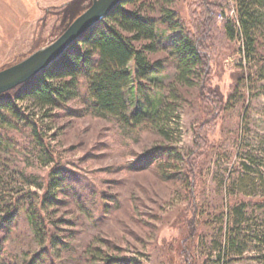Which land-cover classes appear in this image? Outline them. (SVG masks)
Segmentation results:
<instances>
[{
  "label": "rangeland",
  "instance_id": "374dc122",
  "mask_svg": "<svg viewBox=\"0 0 264 264\" xmlns=\"http://www.w3.org/2000/svg\"><path fill=\"white\" fill-rule=\"evenodd\" d=\"M67 1L0 0V70L53 41L81 13L79 2L60 11ZM136 7L157 22L173 10L179 30L157 23V34L162 42L179 31L192 38L203 78L176 83L172 49L156 43L155 82L178 99L167 137L145 122L93 113L82 78L76 97L52 106L15 100L13 88L0 93L19 112L0 128L3 255L23 262L40 252L43 264H264V26L244 55L222 27L234 16L232 0ZM130 87L128 113L137 104ZM164 147L175 155L159 156ZM240 202L239 236L225 238L234 227L229 208ZM26 208L40 218L38 235ZM230 239L235 247L216 261Z\"/></svg>",
  "mask_w": 264,
  "mask_h": 264
},
{
  "label": "trees",
  "instance_id": "16d2710c",
  "mask_svg": "<svg viewBox=\"0 0 264 264\" xmlns=\"http://www.w3.org/2000/svg\"><path fill=\"white\" fill-rule=\"evenodd\" d=\"M143 0H123L102 20L94 24L83 33L70 48L53 61L44 70L36 74L32 85H18L10 90L15 100L31 99L40 107L52 106L72 99L78 95L80 78L84 80L86 105L98 115H112L124 124L134 122L148 123L156 131L168 136L167 120L172 121L175 116L177 95L164 93L156 84L155 73L161 70L160 63L151 60L150 55L157 50V42L172 49L176 66L175 82L183 86H193L203 78V58L196 43L181 31L174 36L173 42L160 40L157 34V23L168 24L173 30H179L175 22L173 10L166 9L161 22L154 21L136 7ZM168 5L171 0H162ZM234 2V16L223 22V31L227 39H238L244 55L254 51L256 34L264 26V0H232ZM130 3L133 8L128 9L124 4ZM129 63L133 71L129 70ZM133 83L132 97L136 99L133 110L128 113L126 91ZM158 89V91H156ZM5 114H4V112ZM17 117L19 112L10 100L0 101V128L7 122V116ZM3 139L0 135V145ZM175 154L172 149L164 147L159 156L170 158ZM60 182L62 181L58 178ZM52 187V185H51ZM240 202L229 208V220L234 227L228 235L239 236V224L243 218V207ZM26 218L32 230L38 235L41 230L40 218L34 210L26 208ZM224 234L222 236V242ZM234 240H227L226 244H219L221 256L235 247ZM240 252V251H238ZM219 259V260H218ZM40 252L29 260L17 262L3 255L0 244V264H43ZM107 264H135V260H112ZM212 264H216L215 262ZM218 264V263H217Z\"/></svg>",
  "mask_w": 264,
  "mask_h": 264
},
{
  "label": "water",
  "instance_id": "95a60500",
  "mask_svg": "<svg viewBox=\"0 0 264 264\" xmlns=\"http://www.w3.org/2000/svg\"><path fill=\"white\" fill-rule=\"evenodd\" d=\"M123 0H92L56 38L47 45L38 47L22 60L0 70V93L35 76L60 55L88 29L106 17Z\"/></svg>",
  "mask_w": 264,
  "mask_h": 264
},
{
  "label": "flooded vegetation",
  "instance_id": "af4514ba",
  "mask_svg": "<svg viewBox=\"0 0 264 264\" xmlns=\"http://www.w3.org/2000/svg\"><path fill=\"white\" fill-rule=\"evenodd\" d=\"M80 3L83 10L84 11L91 3H92V0H68L67 2H65L64 4H62L58 9L60 11H65L67 10L68 6L72 3ZM81 11V12H82Z\"/></svg>",
  "mask_w": 264,
  "mask_h": 264
}]
</instances>
